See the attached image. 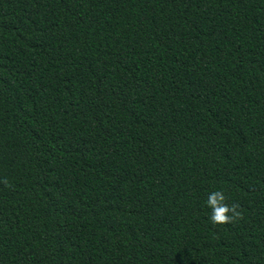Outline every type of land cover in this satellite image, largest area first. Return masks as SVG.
Segmentation results:
<instances>
[{
	"label": "trees",
	"instance_id": "1",
	"mask_svg": "<svg viewBox=\"0 0 264 264\" xmlns=\"http://www.w3.org/2000/svg\"><path fill=\"white\" fill-rule=\"evenodd\" d=\"M4 178L0 264H264V0H0Z\"/></svg>",
	"mask_w": 264,
	"mask_h": 264
},
{
	"label": "clouds",
	"instance_id": "2",
	"mask_svg": "<svg viewBox=\"0 0 264 264\" xmlns=\"http://www.w3.org/2000/svg\"><path fill=\"white\" fill-rule=\"evenodd\" d=\"M0 182L5 184V186H9L7 178ZM226 200L227 197L222 190H216L208 195L205 203L211 210L209 220L213 225H224L243 219L240 205L236 203L229 205Z\"/></svg>",
	"mask_w": 264,
	"mask_h": 264
}]
</instances>
